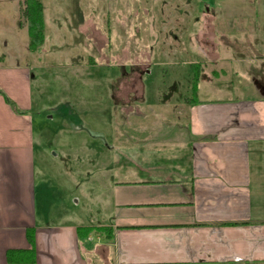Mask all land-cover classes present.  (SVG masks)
<instances>
[{
	"label": "crops",
	"instance_id": "crops-1",
	"mask_svg": "<svg viewBox=\"0 0 264 264\" xmlns=\"http://www.w3.org/2000/svg\"><path fill=\"white\" fill-rule=\"evenodd\" d=\"M230 1L217 4L224 14L220 20L212 16L220 25L210 24L205 53L212 64L223 65L211 70L212 76L235 84L241 71L231 64L251 61L258 38L264 40V0ZM0 2L8 10L17 6L19 19H25L24 0ZM19 26L27 33L28 46L27 23ZM222 27L246 37L241 42L225 38L227 44L219 53L215 33ZM199 59L193 55L189 63L201 64L202 73ZM253 63L258 65L245 70L252 82L246 88L251 96L245 98L198 97L201 104H195L192 76L179 98L181 83L167 87L174 92L167 99L174 116L188 122L183 128L178 125L188 136V146L170 149L176 157L162 156L160 169H146L138 179L115 183L101 224H51L50 212H39L43 200L36 187L31 80L37 67L8 62L0 50V264H87L81 240L92 243L95 233L106 236L107 255L113 253L111 263L103 257L106 264H264V56ZM200 83L201 77L198 94ZM80 228L94 231L82 237ZM104 228L109 234L98 230ZM91 248L99 254L104 249L101 243ZM13 250H23L15 257L23 262L8 261Z\"/></svg>",
	"mask_w": 264,
	"mask_h": 264
},
{
	"label": "rangeland",
	"instance_id": "rangeland-1",
	"mask_svg": "<svg viewBox=\"0 0 264 264\" xmlns=\"http://www.w3.org/2000/svg\"><path fill=\"white\" fill-rule=\"evenodd\" d=\"M42 2L46 42L37 54L28 51L27 33L19 26L27 22L19 19L18 7L8 10L0 2L1 52L8 62L37 67L31 80L35 93L31 116L38 149L37 195L43 200L39 212H50L51 224L98 225L107 216L115 183L138 179L146 169H160L162 156L176 157L170 149L188 146V136L178 129L188 122L174 116L167 103L174 92L167 87L181 83L178 98L186 93L185 84H191L194 72L189 63L193 55L203 63L199 98H245L251 96L246 88L252 84L245 70L254 69L258 64L253 61L263 58L259 45L264 40L258 38L251 61L231 64L241 71L234 84L232 79L212 76L210 71L223 65L212 64L205 53L210 24L220 25L212 16L220 20L224 14L217 4L233 1ZM227 30L222 27L215 33L219 53L227 44L225 38L241 42L246 37ZM162 130L168 131L164 137ZM91 240H81L87 264H106V256L111 263L106 236L95 233ZM99 243L102 254L91 248Z\"/></svg>",
	"mask_w": 264,
	"mask_h": 264
},
{
	"label": "trees",
	"instance_id": "trees-1",
	"mask_svg": "<svg viewBox=\"0 0 264 264\" xmlns=\"http://www.w3.org/2000/svg\"><path fill=\"white\" fill-rule=\"evenodd\" d=\"M24 10L23 15L27 22V30H28V36H29V44H28V50L31 53H37L41 51L45 45L46 42V35H45V28H46V22H45V6L42 0H25L24 2ZM193 76H192V100L195 104H201V101L197 100L198 98V87L201 77V64H193ZM6 102L8 105H10L15 111H17L20 114H23L22 111L18 110V107L15 105L14 102H12L9 98H6ZM98 230H104L109 234L110 229L104 228V229H98ZM94 230L91 228H80L78 229V232L82 235V237H88L90 233H92ZM32 240V238L30 237ZM23 250H13L8 252L7 258L10 262H23L19 259H16L15 257H21V253Z\"/></svg>",
	"mask_w": 264,
	"mask_h": 264
}]
</instances>
